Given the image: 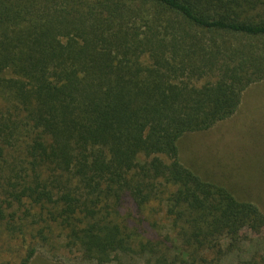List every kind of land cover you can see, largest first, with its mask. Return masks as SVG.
Listing matches in <instances>:
<instances>
[{
	"label": "trees",
	"instance_id": "16d2710c",
	"mask_svg": "<svg viewBox=\"0 0 264 264\" xmlns=\"http://www.w3.org/2000/svg\"><path fill=\"white\" fill-rule=\"evenodd\" d=\"M262 82L264 0H0V264H223L264 212L179 143Z\"/></svg>",
	"mask_w": 264,
	"mask_h": 264
},
{
	"label": "rangeland",
	"instance_id": "374dc122",
	"mask_svg": "<svg viewBox=\"0 0 264 264\" xmlns=\"http://www.w3.org/2000/svg\"><path fill=\"white\" fill-rule=\"evenodd\" d=\"M182 163L204 178L222 183L264 212V82L249 87L239 112L208 132L184 136ZM226 245V244H225ZM264 264V231L246 230L238 248L223 264ZM31 264H87L78 254L39 250Z\"/></svg>",
	"mask_w": 264,
	"mask_h": 264
}]
</instances>
